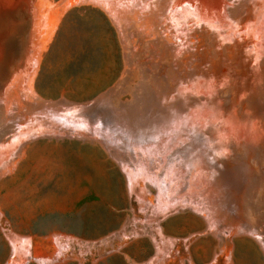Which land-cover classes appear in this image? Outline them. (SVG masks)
<instances>
[{
	"label": "rangeland",
	"instance_id": "obj_1",
	"mask_svg": "<svg viewBox=\"0 0 264 264\" xmlns=\"http://www.w3.org/2000/svg\"><path fill=\"white\" fill-rule=\"evenodd\" d=\"M148 1L0 14V264H264V0Z\"/></svg>",
	"mask_w": 264,
	"mask_h": 264
},
{
	"label": "bare ground",
	"instance_id": "obj_2",
	"mask_svg": "<svg viewBox=\"0 0 264 264\" xmlns=\"http://www.w3.org/2000/svg\"><path fill=\"white\" fill-rule=\"evenodd\" d=\"M158 2H159V0H158ZM166 2H167V5L165 7L169 6L167 8H169L170 13H171L169 17L167 16L168 18L166 17V19L168 20V25H169V27L171 29L167 36H168V39H169L170 42H171V39L175 41V42H173L174 43L173 47H174L175 50L178 51V50H180V48L183 47V45L185 43V41H184L185 37L187 36L188 27H189L190 24L193 23L194 19H197V20H200V21L203 20V21L207 22L209 25H214L215 27H217L224 21L225 14H226V8H227V6L230 7L232 5L233 0H166ZM156 3H157V1H156ZM20 4L24 8H27V10L33 9L34 5H35L34 4V0H0V14L2 12H4V11L14 10L16 7H19ZM153 4H154V2H153ZM151 6L152 7H156L155 5L153 6L152 4H151ZM158 6H159V4H158ZM157 8H155V9H157ZM163 10H165V9H163ZM164 15L166 16V14H164ZM165 16H164V19H165ZM35 49L37 50V48H35ZM4 52L5 51H4L3 44L0 43V60L2 59ZM34 52H36L34 54L37 55V51H34ZM34 54H33V56H34ZM34 64H35V59H34V63L30 62V66L29 67L34 69V67H35ZM28 65H29V63H28ZM33 69H30V71H29V73L27 75L28 86H26V87H28V89H27L28 91L30 89H32L31 82H30L29 78L32 76V70ZM24 75H26V74H24ZM19 76L18 75L16 76L14 81L8 86L7 91H10L12 88H14L15 84L19 81L18 80ZM31 92H32V90L29 91V93H31ZM167 131H169V130H167ZM158 132H160V131H158ZM155 135H156V133H155ZM153 140H155V139H153ZM155 155H157V154H155Z\"/></svg>",
	"mask_w": 264,
	"mask_h": 264
}]
</instances>
